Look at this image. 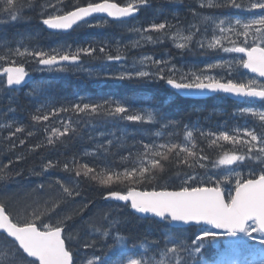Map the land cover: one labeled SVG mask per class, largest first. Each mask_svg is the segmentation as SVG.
<instances>
[{
    "label": "snow or ice",
    "instance_id": "6c2138e0",
    "mask_svg": "<svg viewBox=\"0 0 264 264\" xmlns=\"http://www.w3.org/2000/svg\"><path fill=\"white\" fill-rule=\"evenodd\" d=\"M166 2L183 4L184 0ZM66 4L67 0H0V25L17 23L24 18L25 9L35 11L38 6L39 23L53 33L115 22L134 36L127 43L116 39L113 54L111 40L99 45L60 43L45 48L34 43L37 37L30 32L12 38L0 35V101L7 100V113L15 112V93L30 77L26 64L37 65L34 70L41 72H86L82 57L122 62L128 58L125 49L129 47L139 49L166 41L181 52L192 51L190 46H195L204 52L219 50L236 55L203 67H178L171 56L141 55L133 59L130 68L97 73V77L162 81L176 94H224L249 105L253 101L261 104L234 110L232 118L243 123L231 128L205 130L185 125L181 139L178 126L165 121L158 111L134 110L125 100L113 96L80 97L76 102L57 105L47 98L46 82L34 84L27 93L38 104L31 121L44 125V138L32 145L30 152L43 147L56 149L83 138V129L95 131L99 125L111 128L100 131V138L89 133L88 139L94 141L91 151L86 149L70 157L64 153L63 160L45 159L38 169L33 168L32 174L37 177H46L59 168L70 178L55 177L47 185L41 180L23 215L13 210L10 198H0V264H77L70 245L73 240H82L84 249L98 248L102 253L93 254L84 264H227L224 257L237 250L259 253L254 264H264V0H194L187 5L191 16L187 24L175 12L170 20L161 9L162 19L147 27L132 21L142 9L152 6L151 0H87L84 4L74 0ZM225 8L251 15L222 17L202 11ZM96 14L101 18L97 20ZM214 69L221 71L214 73ZM128 124L159 127L141 129L149 133L145 140L136 139V130L129 129ZM3 130L7 134L0 136V151L14 153L25 145V139L17 138L18 133L26 131L23 124L14 118L0 120ZM27 136H33V131L27 130ZM201 142L206 143L207 150L216 152L215 158ZM108 156L115 163L108 161ZM84 157H92L91 162ZM23 158L17 154L7 162L0 161V185L23 174L11 167ZM171 169L172 176L161 183L165 180L161 174ZM81 181L105 189L104 200L123 202L141 218H155L170 228L196 226L194 238L170 231L133 249L120 232L124 221L110 210H98L85 218L91 202L82 201L71 213L61 214L58 210L63 205L74 203L82 195ZM175 181L180 182L179 187L169 190L168 183ZM74 216L80 217L82 231H68V221ZM220 240L225 241L223 250L216 243ZM208 248L216 249L212 258L206 257Z\"/></svg>",
    "mask_w": 264,
    "mask_h": 264
},
{
    "label": "trees",
    "instance_id": "16d2710c",
    "mask_svg": "<svg viewBox=\"0 0 264 264\" xmlns=\"http://www.w3.org/2000/svg\"><path fill=\"white\" fill-rule=\"evenodd\" d=\"M38 2L42 3L43 0H38ZM72 2H74V0H67L66 7ZM78 2L80 4H84L87 2V0H78ZM119 2L123 3L125 0H119ZM151 5L152 6L147 9H142L139 13L140 15H138V17H136L137 19L133 20L132 23L137 24V22L140 21V25L147 27L153 22H159V20L162 19V17L159 16V11L161 9L165 11V15H167L170 20L172 19L171 13L173 12L178 14L181 22L185 24L191 20L190 16L184 9L177 10L182 5L180 3L169 4L166 2V0H151ZM38 12V6L35 11L31 9H25L23 13L24 18L19 22L14 24L10 23L0 25V35L12 38L17 34L30 32L35 34L37 37L34 43H38L46 48L56 46L60 43H67L73 46H87L88 44L99 45L101 42L111 40L113 54H115L116 50V39L121 40L122 43H127L134 36V34L129 33L125 28H122L116 23L107 24L105 28L104 25L103 27L100 26L96 28L82 26L75 27L74 30H71L68 33H49L44 29L43 25L39 23ZM172 22L175 23V20H172ZM152 35L158 34L152 33ZM144 46L146 48L133 49L129 47L128 49H125L127 56H131L133 54H142L145 52L149 53L148 55H150L148 44H145ZM154 55H157L155 51ZM165 56H167V54ZM153 57L160 58V56ZM82 59L86 60L87 63H90L94 60L97 61L96 63L98 64H109V69L111 72L119 71L118 67L120 64L118 62L109 63L103 59H93L91 57H82ZM30 64L31 63L26 64L25 67L29 68ZM40 82L47 83V98L57 105L65 102H76L80 97L98 99L100 97L113 96L118 99L125 100L133 107L134 110L147 109L151 111H158L164 117L165 121H172L178 126L176 130L181 133V139L185 125H188L190 128L196 126L205 130H216L219 128V126L229 127V125L226 123V120L223 118L222 120L217 118L211 124L206 125L204 122L199 120L198 114L195 112V110H200L198 106V108H195V105L198 102L194 103L193 101H187L186 99L173 95L166 88L162 81L157 83H148L138 80L119 81L115 79L104 78L103 75L96 77L89 71H79L76 73L74 71H68L63 73L52 72L51 74H38L34 78L32 87L34 84ZM205 103H207V101ZM7 106L8 102L6 99L0 101V112L5 113L4 115H0V120L14 118L16 121L23 124V126L26 128V131L24 133H18L17 138L25 139L26 143L24 146L17 147L14 153L0 151V161L3 162H7L9 158H12L17 154H21L24 157L19 163H13L11 166L14 172L20 171L23 174L21 176L15 177L6 184L0 185V198H10L13 201V210L23 215L26 202L30 198L36 196V193L33 191V189L36 188L37 184L40 183L41 180H45L47 185V183L54 182L52 178L55 177L64 179L70 178L69 174L63 172L59 168L51 171L46 177H37L33 175L32 169H38L41 161L45 159L59 158L63 160L65 159V156L62 155L64 153L70 157L74 153H83L86 149L91 151L94 148V141L88 139L89 133L96 136L97 138H100L99 132L111 128V125H99L98 129L95 131H93L91 128L83 129L81 134L83 138H75L65 145L58 146L56 149L43 147L30 152L29 148L32 145L39 143L44 138V125H33L31 121V115L34 114L35 108L38 107V104L35 103L34 97L20 96L16 97L15 102L12 105V107L16 109L14 113H7ZM222 110L223 109L219 108L216 109L215 112L218 116L222 117ZM221 122L222 124L220 125ZM81 127L83 128V126ZM158 127V125L128 124L129 129L136 130V139L143 137L145 140L149 138V133L140 130H155ZM27 130H32L33 136H27ZM6 134V130L0 131V136ZM196 135L198 137L199 133L197 132ZM129 143H131V141ZM201 146L205 147L207 150V145L205 142H201ZM0 147L3 146L0 145ZM113 151L116 150L114 149ZM207 151L212 158H215L216 152L212 150ZM84 159L91 162L92 157H84ZM107 160L115 163V160L112 156H108ZM173 171L174 169H171L165 173H162L161 175L165 177V180H162L161 183H164L168 177L172 176ZM185 171H187V169H185ZM179 183V181H175V183H168V187L169 189L179 187ZM117 188L119 189V186H117ZM80 190L82 195L77 197L74 203L69 202L68 204L63 205L58 211L61 214L71 213L73 209L80 207V203L82 201L91 202V211L85 213V218L91 216L93 213H96L98 210H110L112 211L113 215H118L124 221L120 226V232L126 238L128 245L144 242L145 240L159 239L162 237L163 227L166 229L169 228L167 225L158 223L153 219H144L138 217L134 215L129 210V208H126L121 204L103 201V193L106 190L100 188L99 186L81 181ZM68 231H82L81 219L79 216H74L72 220L68 221ZM195 231L196 228L194 227L171 230V232H175L176 235L183 236L185 238H194L193 233ZM82 243V240L79 243L76 240L70 241V245L72 246L75 253L77 264H84L86 259L91 258L93 254H102L98 248L84 249L82 247ZM109 243H111V240H109ZM213 254H215V252H211L209 248L206 249L207 258H212Z\"/></svg>",
    "mask_w": 264,
    "mask_h": 264
},
{
    "label": "rangeland",
    "instance_id": "374dc122",
    "mask_svg": "<svg viewBox=\"0 0 264 264\" xmlns=\"http://www.w3.org/2000/svg\"><path fill=\"white\" fill-rule=\"evenodd\" d=\"M142 48H146V47L143 46ZM148 54L149 53H147V55ZM149 56H152V55L150 54ZM167 56H171L173 58V60H178V61H182L183 58H184L180 54V51H178V50H173V51L169 52L167 54ZM132 63H133V61H129V62H125L124 64H120L119 67H118V69L121 70L122 67L130 68V64H132ZM182 63H184V62L182 61ZM207 63L208 62L206 61V64ZM226 188H230V185H227ZM216 243H217L218 246H220V244L223 243L222 246H220V249L223 250V245L225 244V241L224 240H220V241H218ZM211 249H212V251H214L216 253V249L215 248H211ZM233 255H234L233 253H229L227 256L224 257L225 261L227 262V260H229V258H230V259L236 260L238 262L239 260L243 259V256H248L249 254H246V252L243 253L242 251H239L237 253L236 257H234ZM258 255H259V253L252 254L251 262L249 264H254V262L258 261L259 260Z\"/></svg>",
    "mask_w": 264,
    "mask_h": 264
},
{
    "label": "flooded vegetation",
    "instance_id": "af4514ba",
    "mask_svg": "<svg viewBox=\"0 0 264 264\" xmlns=\"http://www.w3.org/2000/svg\"><path fill=\"white\" fill-rule=\"evenodd\" d=\"M193 2H194V0H186V7L188 4H191ZM202 11L206 12V10H202ZM260 104H261V102H259V101H253L251 105H249L245 102L243 103L244 106H255V107H260ZM249 123H251V121H249Z\"/></svg>",
    "mask_w": 264,
    "mask_h": 264
},
{
    "label": "water",
    "instance_id": "95a60500",
    "mask_svg": "<svg viewBox=\"0 0 264 264\" xmlns=\"http://www.w3.org/2000/svg\"><path fill=\"white\" fill-rule=\"evenodd\" d=\"M96 16H101V14H96ZM48 31H50V30H48ZM30 81V77L28 78V82ZM182 94V93H181ZM229 96H231V95H229ZM232 97V96H231ZM233 98H235V97H233ZM123 203V202H122ZM139 215V214H138ZM149 218H151V217H149ZM155 219V218H154ZM175 227H187V226H183V225H180V226H175Z\"/></svg>",
    "mask_w": 264,
    "mask_h": 264
},
{
    "label": "bare ground",
    "instance_id": "6f19581e",
    "mask_svg": "<svg viewBox=\"0 0 264 264\" xmlns=\"http://www.w3.org/2000/svg\"><path fill=\"white\" fill-rule=\"evenodd\" d=\"M160 8V7H159ZM139 14V13H138ZM36 19V18H35ZM137 19V18H136ZM112 23H115V22H112ZM126 51V50H125ZM181 54V53H180ZM179 55V54H178ZM83 82V81H82ZM166 99V98H165ZM178 104V103H177ZM64 150V149H63ZM94 191V190H93ZM77 208V207H76Z\"/></svg>",
    "mask_w": 264,
    "mask_h": 264
}]
</instances>
